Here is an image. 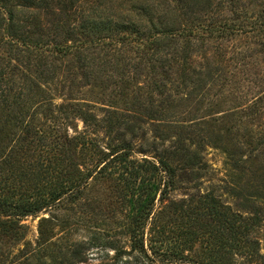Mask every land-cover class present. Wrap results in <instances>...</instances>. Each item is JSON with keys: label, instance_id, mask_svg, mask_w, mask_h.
<instances>
[{"label": "trees", "instance_id": "16d2710c", "mask_svg": "<svg viewBox=\"0 0 264 264\" xmlns=\"http://www.w3.org/2000/svg\"><path fill=\"white\" fill-rule=\"evenodd\" d=\"M225 35L251 38L264 51V0H0V241L22 246L13 256H0V264L22 258L20 264H88L91 247L114 251L98 264H154L143 229L166 209L183 215L198 206L212 222L209 260L161 256L158 263L264 264L255 235L262 222L257 199L244 210L212 193L163 203L177 179L201 166V146L192 143L199 136L207 144L208 132L199 128L202 118L179 120L178 109L226 78L220 65L193 64L204 40ZM236 50L233 60L253 58ZM247 82L260 87L264 80ZM89 86L111 88L123 108L113 103L102 106L100 115L91 111L92 105L75 98ZM249 101L236 108L252 125L264 119V96ZM142 125L152 127L149 137ZM262 133L254 149L264 146ZM228 151L226 159L237 166L236 152ZM135 154L149 157L137 160ZM103 176L118 180L122 199L129 195L132 211L118 229L128 239L119 246L101 235L89 241L55 238V230L63 231L72 219L61 214L69 200ZM42 214L48 217L38 220V251L29 262L23 221Z\"/></svg>", "mask_w": 264, "mask_h": 264}, {"label": "rangeland", "instance_id": "374dc122", "mask_svg": "<svg viewBox=\"0 0 264 264\" xmlns=\"http://www.w3.org/2000/svg\"><path fill=\"white\" fill-rule=\"evenodd\" d=\"M248 4L250 11L256 12L258 10L251 1ZM222 14L230 15L227 10H224ZM236 48L248 54L253 53V58L239 61L237 57L233 60L235 52L238 51ZM201 50L200 54L193 56L194 67L220 65L225 70L226 78H218L210 87L205 88L203 91L204 98L199 95L193 96L191 103H184L179 107V120L202 118V124L199 128L208 132V137L206 136L207 139L205 140L207 144L201 142L199 136L195 137L192 146H201L199 147L201 166L195 168L193 172H188L183 179H177L178 187L168 195L167 201L166 199L163 200V203L165 205L170 200L175 202L188 201L190 198L197 199L212 193L224 205H229L233 209L244 210L246 204L250 206V203L247 202L257 199L255 206L259 210L261 209L260 218L262 222L255 235L259 240V251L264 256V146L254 149V144L263 137L264 119L251 121L254 122L251 125L246 118H242L239 112L240 108H236L245 99L251 102L255 96H264V82L260 87H252L251 83L247 82L248 77L251 81L255 79L264 80V51L260 50V46L251 38L230 37L229 35H225L220 40L215 38L204 40ZM246 62H252L251 68L244 66ZM246 70L258 72V76H248ZM242 71L246 73V76L243 75ZM248 86L250 89L247 88ZM75 98L88 102L92 105L91 111L98 115L102 112L100 109L102 106L107 107L114 103V107L123 108L122 97L111 88L84 87L75 95ZM232 109H234L233 112H231ZM76 125L78 129L82 128L80 121H77ZM151 129L152 127L149 125H142V131L144 130L146 137H149V130ZM248 131L252 133L248 134ZM99 138L103 139V143L106 142L102 133H99ZM250 139L252 141L248 145ZM134 144L137 146L144 145V141L134 140ZM228 150L236 152L235 159H239L237 166L235 165L236 160L229 161L226 159L230 157ZM143 157L148 158L149 156H141L140 154L134 156L137 160ZM4 177L0 174V178ZM117 182V179L114 180L108 176L90 180L84 192L76 199L71 198L67 209L61 213L71 216L72 219L63 231L55 230L58 232L55 238H63V241L70 242L89 241L92 236L101 235L106 239L112 237V239L120 241L119 246L125 242L128 238L120 234L118 229L127 222L126 216L132 211V205L129 201V195L127 197L124 195V199H122L120 185H117ZM158 205L156 203L155 207ZM202 210L198 206L193 210V214L186 212L183 215H173L170 210L166 209L156 218L158 220H155L152 225L148 224L143 229L145 247L155 258L154 264H161L158 263L161 256L169 261L180 256L185 258L183 262L209 260V254L212 252V241L207 236H210L212 222L211 218L200 214L203 213ZM197 212L200 214V219L192 224L191 217L193 218ZM78 216L84 217H81L80 221L76 223L75 220ZM41 217H48V215L42 214L36 218L28 217L23 221L27 228L24 240L28 243L27 253L29 254L27 258L29 262L30 260L34 262V256L38 251L36 246L37 226ZM205 231L208 233L199 237V234ZM55 238H51V242H54ZM17 249H22V246L18 244L13 247L11 243L0 241L1 259L2 255L5 257L9 254L10 256L17 254ZM87 253L88 264H98L106 259L107 254L108 257L114 255L112 249L101 250L99 247H91ZM24 259L17 260L15 264H20Z\"/></svg>", "mask_w": 264, "mask_h": 264}]
</instances>
